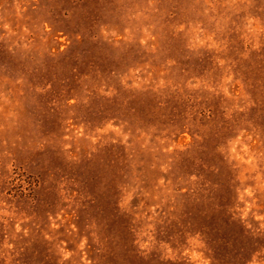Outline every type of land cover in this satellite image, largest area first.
Listing matches in <instances>:
<instances>
[{"label": "rangeland", "instance_id": "1", "mask_svg": "<svg viewBox=\"0 0 264 264\" xmlns=\"http://www.w3.org/2000/svg\"><path fill=\"white\" fill-rule=\"evenodd\" d=\"M0 264H264V0H0Z\"/></svg>", "mask_w": 264, "mask_h": 264}]
</instances>
